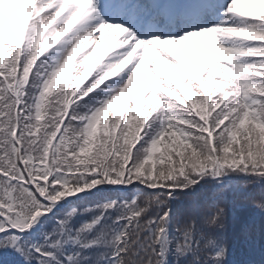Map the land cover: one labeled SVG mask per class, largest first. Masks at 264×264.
Here are the masks:
<instances>
[{
	"label": "snow or ice",
	"instance_id": "1",
	"mask_svg": "<svg viewBox=\"0 0 264 264\" xmlns=\"http://www.w3.org/2000/svg\"><path fill=\"white\" fill-rule=\"evenodd\" d=\"M0 264H264V0H0Z\"/></svg>",
	"mask_w": 264,
	"mask_h": 264
},
{
	"label": "trees",
	"instance_id": "2",
	"mask_svg": "<svg viewBox=\"0 0 264 264\" xmlns=\"http://www.w3.org/2000/svg\"><path fill=\"white\" fill-rule=\"evenodd\" d=\"M70 74L71 68L69 67L64 73H62V76L67 79ZM243 191L246 193L248 192L247 189H244ZM261 198L262 196L259 190L250 193L249 199L246 201L247 207L237 212V218L232 222L229 228L228 239L233 251L234 259H242L247 251L241 228L245 222H250L254 217L257 219V222L259 221V213L256 209L252 208V204L254 201L260 200Z\"/></svg>",
	"mask_w": 264,
	"mask_h": 264
},
{
	"label": "rangeland",
	"instance_id": "3",
	"mask_svg": "<svg viewBox=\"0 0 264 264\" xmlns=\"http://www.w3.org/2000/svg\"><path fill=\"white\" fill-rule=\"evenodd\" d=\"M110 40H111L110 37L105 36V37H104V40H103V42H102V45H101V49H100L99 51H103L104 46L107 45V44H109Z\"/></svg>",
	"mask_w": 264,
	"mask_h": 264
}]
</instances>
